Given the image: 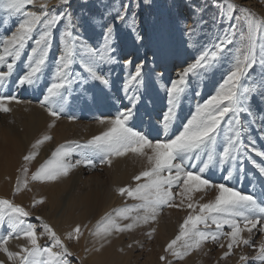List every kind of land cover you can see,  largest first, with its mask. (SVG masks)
<instances>
[{
  "label": "snow or ice",
  "instance_id": "1",
  "mask_svg": "<svg viewBox=\"0 0 264 264\" xmlns=\"http://www.w3.org/2000/svg\"><path fill=\"white\" fill-rule=\"evenodd\" d=\"M36 2L0 0V12L5 14L2 23L7 26L10 19L16 21L13 30L0 36V88L13 77L17 62L29 42L34 46L27 55L23 73L15 80V88L32 87L40 82L53 46L54 32L59 28L61 50L53 61L51 82L40 100L41 107H47L48 114L58 119L62 114L65 93L74 86L86 90L90 84L99 87L106 97H111L113 89L118 87L123 93L122 99L128 103L119 108L114 117L101 118L99 122L107 125L105 130L92 136L84 145L78 142L57 145L31 173V180L57 181L77 166L95 168L97 160L101 165L110 166L113 157L131 153L145 160L147 166L132 178L136 182L134 186L126 185L116 191L135 203H125L105 212L89 229L92 236L103 240L114 232L123 233L138 225H149L157 221L163 207L184 209L187 214L179 224L177 234L164 247L165 254L160 256L165 264H172L169 256L182 259L190 252L202 249L209 241L221 249L226 247L222 258L230 256L233 249L248 246L255 250V255H240L242 264H247L250 259L264 264V191L258 195L232 185L234 180L246 174L245 162H250L264 181V145L258 148L253 135L256 133L264 141V42L257 43L258 39L264 40V27H261L264 21L251 17L250 10L246 15H237L235 13L240 9L228 3L227 13L216 23L218 26L225 20L229 23L225 30L214 36V42L205 45L200 42V35L207 22L202 18L203 10L197 13L193 8L192 16L178 17L176 25L188 37L185 46L198 54L190 62L185 61L174 78H166L164 72L156 71V67H164L165 53L159 47L150 48L138 28L141 4L150 5L151 0H122L118 6L116 0H112L100 15L89 12L86 7L74 13L72 0H58L52 8L47 0H40L39 11L28 10L30 6L35 7ZM83 3L86 5L87 0ZM198 15L200 19L196 18ZM108 17L110 22L105 23ZM82 19L89 26L102 28L98 45L93 46L85 39L80 26ZM239 20L245 21L246 30H239L233 22ZM120 25L132 34L135 52H121L118 40ZM237 40L239 44L233 50L229 46ZM140 49H144L142 54ZM149 51L160 61L156 67H148ZM230 52H234L229 61L231 66L217 82L213 93L198 101L190 116L178 126V132L169 135L183 99L191 90L190 79L201 77L209 70L215 75ZM113 66H118L123 72L118 86L113 80ZM157 85L158 90L164 93L166 110L157 129L160 138H149V135L130 127L129 122L141 104L148 106L153 103L147 97L149 90ZM194 95L200 97V92L196 91ZM93 100H96L95 93ZM12 101L19 102L15 94L0 93V112L9 113L8 103ZM54 104L60 105V109L54 108ZM53 125L54 121L49 127ZM51 139L45 134L36 139L31 148L36 149ZM82 152L91 155H82L73 162V155ZM253 154L261 158L259 162ZM38 155L37 151H28L23 156L25 164L21 171L25 176L29 173L27 163ZM216 169L221 171L220 182L207 175ZM20 183L18 178L14 195L21 191ZM27 183L25 179V187ZM177 188L179 192L175 191ZM209 192L214 193L213 198L202 202ZM196 193L201 195L194 200ZM43 203L44 198L33 200L31 208L34 210ZM32 216V210L0 197V228L9 229L6 235L0 234V252L5 254L8 262L72 264V258L79 259L65 240L78 241L83 236L80 224L62 238L42 217H36L42 229L38 233V225L30 221ZM155 232V227L150 228L149 237ZM255 235L262 238L257 242ZM41 238L45 239L43 245ZM10 239L25 241L20 245V251L9 250ZM0 264H5V261L0 260Z\"/></svg>",
  "mask_w": 264,
  "mask_h": 264
},
{
  "label": "rangeland",
  "instance_id": "2",
  "mask_svg": "<svg viewBox=\"0 0 264 264\" xmlns=\"http://www.w3.org/2000/svg\"><path fill=\"white\" fill-rule=\"evenodd\" d=\"M47 2L52 8L58 3V0H47ZM111 2L112 0H87L85 5L83 0H72L71 10L78 13L82 7H86L89 12L100 15ZM121 2L122 0H116L117 6ZM228 3H233L236 8L240 9V12L235 14L246 15L250 10L251 17L264 21V0H151L150 5L142 3L137 17L138 28L150 48L159 47L166 55L164 67H156L160 61L154 58L152 52L149 51L148 67H156L157 73L164 72L166 78H174L176 71L182 64L185 61L190 62L198 54L192 48L185 46L188 37L183 35L177 27L176 19L178 17H191L193 8L196 9L197 13H200L202 9V18L207 23L200 35V42L207 45L214 42V36L225 30L229 23L228 20L219 26L216 23L222 15L227 13ZM214 5H219V7ZM28 10L39 11L40 0H37L35 7L30 6ZM196 18L200 19V16L198 15ZM4 19L5 14L0 12V36L4 35L6 31L13 30L16 23L14 19H10L9 24L5 26L2 23ZM108 22H110V17L105 19V23ZM233 22L238 25L239 30H246L244 20ZM80 26L89 43L96 46L101 42L102 28L100 26H89L84 19L80 21ZM261 27H264V24ZM118 40L122 53L135 52L136 44L132 34L123 25L119 26ZM262 42L264 40L258 39L257 43L259 45ZM238 44L239 40L229 47L234 50ZM32 46H34L32 42H29L24 53H22L21 60L17 62L13 77L4 87L0 88V93L15 94L19 100V102L8 103V107L11 108L9 113L0 112V197L13 200L15 203L32 210L31 223L38 225L36 217H42L62 238L76 224H80L84 233L83 236L78 241L75 239L71 242L65 240L75 257L79 258H72V264H92L94 248L101 249V245H103L102 248L105 250V244L110 246L113 253V256L109 257L112 259L110 261L105 260V264H165L164 261L160 260V256L165 254L164 247L177 234L178 226L187 214V210L163 207L159 211L157 221L149 225H138L123 233L114 232L103 240L91 234L86 237L85 232L105 213V206H108L110 200L112 202L108 211L121 207L125 203L129 205L135 203L131 198L121 197L116 189L126 185L134 186L136 182L132 178L147 166L145 160L129 153L125 156L113 157L110 166L101 165L98 160L95 168L77 166L71 169L67 176H62L57 181L39 182L31 180V173L44 159L48 158L57 145L65 142H78L81 146L84 145L92 136L105 130L107 125L99 122L101 118L107 120L114 117L119 108L128 103L127 100L122 99L123 93L118 90V87L113 89L111 97H106L96 85L90 84L86 90L74 86L65 93L60 117L58 119L51 117L47 107H41L40 100L46 94V88L51 82L53 61L61 50L59 28L54 32L53 46L40 82L32 87L15 88V80L23 73L24 63ZM143 52L144 49H140V53ZM233 55L234 52L226 55L223 66L218 67L215 75L209 70L207 74L201 77L190 79L191 90L183 99L175 124L169 129V135L178 132V126L182 125L190 116L198 101L213 93L215 85L231 66L229 61ZM122 78L121 69L118 66H113V80L117 86ZM256 79H259V76ZM196 91L200 92V97L194 95ZM93 93L96 95L95 101L93 100ZM147 99H151L153 103L148 106L141 104L136 116L129 122V126L149 135V138H160L157 136V129L160 128L161 115L166 110L164 93L158 90L157 85V87L149 90ZM53 107L60 109V105L54 104ZM69 117H75V119H69ZM53 121L54 125L49 127ZM58 132L61 136L57 134ZM45 134L50 135L52 139L44 142L36 149H32L31 145L35 140ZM253 135L256 138L258 148L264 145V141L256 133ZM46 144L48 145L46 146ZM28 151H37L39 155L34 161L27 163L29 173L25 176L21 169L25 164L23 156ZM82 155L90 156L91 153L74 154L72 161L80 159ZM253 158L257 162L261 159L255 154H253ZM245 168L246 174L238 180H234L232 185L241 191L259 195L264 191V181L260 179L257 170L250 162H245ZM207 175L215 182H220L221 171L219 169L209 171ZM18 178L21 182V191L14 195L13 189L16 187ZM25 179L28 181L26 187L23 184ZM175 191L179 192V189L177 188ZM94 192L97 193L99 207L89 216L86 214L88 212L85 206L86 202L80 199L84 194H93ZM200 195V193L194 194L193 199H199ZM213 196L214 193L209 192L202 202H206ZM41 198H44V203L38 204L33 210L31 208L32 201ZM176 199L178 202L179 196ZM126 222L123 221L122 223ZM84 225L88 227L84 228ZM152 227L156 228V232L149 237L148 233ZM8 230L6 227L0 228V234L6 235ZM41 230L38 225V233ZM227 230L226 228L225 231ZM244 235L247 236V233ZM261 238L260 235L254 236V240L257 242ZM40 242L42 245L45 244V239L41 238ZM223 242L226 244V241ZM24 243L23 239H10L8 241L9 250L20 251V245ZM129 244L132 245L131 248L128 247ZM225 250L226 247L221 249L217 244L209 241L205 243L202 249L194 250L182 259H175L171 256L168 259L172 261V264H242L239 260L240 255L245 254L249 257L255 255L253 248L241 246V248L233 249V253L227 258H222ZM41 259L45 258L42 257ZM0 260H4L5 264H11L2 252H0ZM247 264H260V262L250 259Z\"/></svg>",
  "mask_w": 264,
  "mask_h": 264
},
{
  "label": "bare ground",
  "instance_id": "3",
  "mask_svg": "<svg viewBox=\"0 0 264 264\" xmlns=\"http://www.w3.org/2000/svg\"><path fill=\"white\" fill-rule=\"evenodd\" d=\"M57 134L61 136V134L59 132ZM47 145L48 144H46V146ZM83 196H81L82 198L80 197L81 198L80 200H82V201L84 200L86 202L85 206H86V210L88 211L86 214L90 216V214L95 212V209L97 207H99V204H97V202H99V200L97 199V193L96 192H94L93 194L92 193H86ZM111 202H112L111 200L109 201V203L107 202L108 206H105L106 208H105L104 212H107L109 210V208L111 207ZM78 203H80V202H78ZM94 225H95V223H93L92 226L90 225L89 228L85 231L86 232V237L90 236L89 229L93 228ZM105 247H106L105 250H103V248L101 247V249L99 251H96L97 248H94V251H93V254H92L93 255L92 262H91L92 264H105L106 261H110L112 259V258L109 259L110 256L111 257L113 256V253H112V250L110 249V246L105 244Z\"/></svg>",
  "mask_w": 264,
  "mask_h": 264
}]
</instances>
